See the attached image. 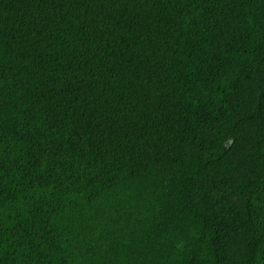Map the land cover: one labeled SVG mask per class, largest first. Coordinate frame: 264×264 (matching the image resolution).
Instances as JSON below:
<instances>
[{
    "label": "trees",
    "instance_id": "16d2710c",
    "mask_svg": "<svg viewBox=\"0 0 264 264\" xmlns=\"http://www.w3.org/2000/svg\"><path fill=\"white\" fill-rule=\"evenodd\" d=\"M0 264H264V0H0Z\"/></svg>",
    "mask_w": 264,
    "mask_h": 264
}]
</instances>
